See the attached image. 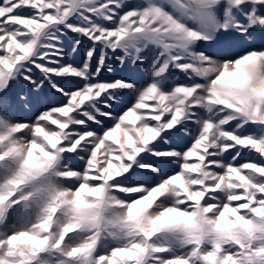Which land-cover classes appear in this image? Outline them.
<instances>
[{
	"label": "snow or ice",
	"instance_id": "1",
	"mask_svg": "<svg viewBox=\"0 0 264 264\" xmlns=\"http://www.w3.org/2000/svg\"><path fill=\"white\" fill-rule=\"evenodd\" d=\"M0 264H264V0H0Z\"/></svg>",
	"mask_w": 264,
	"mask_h": 264
}]
</instances>
